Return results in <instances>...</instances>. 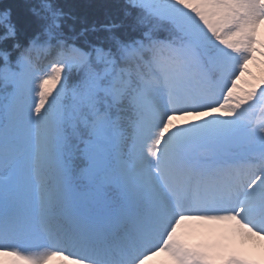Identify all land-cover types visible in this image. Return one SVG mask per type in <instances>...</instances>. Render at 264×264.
Returning <instances> with one entry per match:
<instances>
[{
    "label": "snow or ice",
    "instance_id": "obj_1",
    "mask_svg": "<svg viewBox=\"0 0 264 264\" xmlns=\"http://www.w3.org/2000/svg\"><path fill=\"white\" fill-rule=\"evenodd\" d=\"M106 9L0 0V264H264V0Z\"/></svg>",
    "mask_w": 264,
    "mask_h": 264
},
{
    "label": "trees",
    "instance_id": "obj_2",
    "mask_svg": "<svg viewBox=\"0 0 264 264\" xmlns=\"http://www.w3.org/2000/svg\"><path fill=\"white\" fill-rule=\"evenodd\" d=\"M3 3L19 5L22 0H2ZM73 7V10L81 15H87L90 20L103 19L106 12V5L113 0H63Z\"/></svg>",
    "mask_w": 264,
    "mask_h": 264
},
{
    "label": "rangeland",
    "instance_id": "obj_3",
    "mask_svg": "<svg viewBox=\"0 0 264 264\" xmlns=\"http://www.w3.org/2000/svg\"><path fill=\"white\" fill-rule=\"evenodd\" d=\"M250 67H251V69H252V71H253L254 73H258V71H259L258 67H256V66H252V65H250ZM50 264H55V261H51Z\"/></svg>",
    "mask_w": 264,
    "mask_h": 264
}]
</instances>
